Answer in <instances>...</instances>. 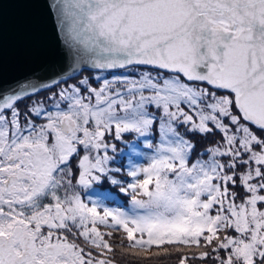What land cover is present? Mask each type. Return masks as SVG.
<instances>
[{"label": "snow or ice", "instance_id": "obj_1", "mask_svg": "<svg viewBox=\"0 0 264 264\" xmlns=\"http://www.w3.org/2000/svg\"><path fill=\"white\" fill-rule=\"evenodd\" d=\"M20 2L0 264H264V0ZM129 135L150 154L123 180ZM105 179L127 209L85 199Z\"/></svg>", "mask_w": 264, "mask_h": 264}, {"label": "water", "instance_id": "obj_2", "mask_svg": "<svg viewBox=\"0 0 264 264\" xmlns=\"http://www.w3.org/2000/svg\"><path fill=\"white\" fill-rule=\"evenodd\" d=\"M31 11L20 0H0V85L12 83L35 67L24 41V22ZM54 55L61 58L58 50Z\"/></svg>", "mask_w": 264, "mask_h": 264}, {"label": "rangeland", "instance_id": "obj_3", "mask_svg": "<svg viewBox=\"0 0 264 264\" xmlns=\"http://www.w3.org/2000/svg\"><path fill=\"white\" fill-rule=\"evenodd\" d=\"M131 135H129L126 138V142H132L133 141V146L130 147L129 149V153H130V158H128V161L132 162L133 164H143L146 166L147 161L144 159L143 155L141 156H134L132 155V149L135 148L136 151L144 154V153H149V150L143 147V140L141 141V145H138L136 143L137 139H132L131 140ZM124 142H116L117 144V153L113 154L115 155L116 159L113 161V166L114 167H120L122 169V173L118 174V178L126 180L127 176H126V170H124V164L123 161L124 159L121 157V152H120V147L123 146ZM92 189L95 190H99L100 195H91L92 199H102L104 201L105 198H107L106 201H104L105 204H107V206L109 207H120L122 209H127L128 208V196L124 193H121L119 190L118 186H114L110 183V181H108L107 179H105L103 182L99 183V184H95ZM106 193V194H105ZM90 194H92V191L90 192ZM103 194L105 195L104 197ZM120 202V204L117 203ZM116 264H137V260L138 258L134 255V254H125V255H121L119 253V251H117L116 254ZM165 264H171V262H165Z\"/></svg>", "mask_w": 264, "mask_h": 264}, {"label": "trees", "instance_id": "obj_4", "mask_svg": "<svg viewBox=\"0 0 264 264\" xmlns=\"http://www.w3.org/2000/svg\"><path fill=\"white\" fill-rule=\"evenodd\" d=\"M133 139V137H131V140ZM141 141H142V139H137V141H136V143L138 144V145H141ZM131 146H133V141L132 142H124L123 143V146H121L120 147V154H121V157L124 159V161H123V164H124V170H126V169H128V167H129V161H128V158H130V151H129V149H130V147ZM129 178L127 177V179L126 180H128ZM92 191V194H90V192ZM95 194H97V195H100V193H99V190H95V189H90V190H88V192L86 193V195H85V199L87 200L89 197L91 198V195H95ZM106 194V193H105ZM105 195L103 194V196L102 197H104ZM105 198V197H104ZM107 200V198H105L104 199V201H106ZM117 203L118 204H120V202H118L117 201Z\"/></svg>", "mask_w": 264, "mask_h": 264}]
</instances>
